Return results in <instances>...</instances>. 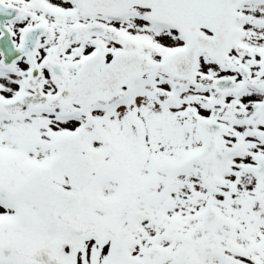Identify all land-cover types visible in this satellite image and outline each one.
I'll return each mask as SVG.
<instances>
[{
  "label": "snow or ice",
  "instance_id": "snow-or-ice-1",
  "mask_svg": "<svg viewBox=\"0 0 264 264\" xmlns=\"http://www.w3.org/2000/svg\"><path fill=\"white\" fill-rule=\"evenodd\" d=\"M0 264H264V0H0Z\"/></svg>",
  "mask_w": 264,
  "mask_h": 264
}]
</instances>
